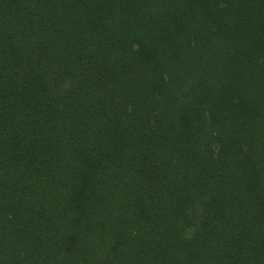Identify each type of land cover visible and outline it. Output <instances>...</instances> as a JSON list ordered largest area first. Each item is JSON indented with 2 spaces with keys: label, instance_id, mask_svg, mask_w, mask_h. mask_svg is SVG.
Segmentation results:
<instances>
[{
  "label": "trees",
  "instance_id": "16d2710c",
  "mask_svg": "<svg viewBox=\"0 0 264 264\" xmlns=\"http://www.w3.org/2000/svg\"><path fill=\"white\" fill-rule=\"evenodd\" d=\"M0 264H264V0H0Z\"/></svg>",
  "mask_w": 264,
  "mask_h": 264
}]
</instances>
